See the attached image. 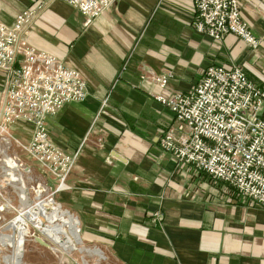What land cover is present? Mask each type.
Listing matches in <instances>:
<instances>
[{
	"label": "crops",
	"instance_id": "crops-1",
	"mask_svg": "<svg viewBox=\"0 0 264 264\" xmlns=\"http://www.w3.org/2000/svg\"><path fill=\"white\" fill-rule=\"evenodd\" d=\"M239 2L255 47L197 32L192 0H115L91 22L65 0H0L5 24L43 3L29 43L87 81L84 101L47 118L50 138L72 158L65 187L29 155L9 156L30 167L20 171L25 181L52 193L110 263L264 264V208L159 144L174 114L155 96L191 90L208 66L239 65L264 89V0ZM161 72L172 73L166 90L152 80ZM13 127L19 139L31 136V126Z\"/></svg>",
	"mask_w": 264,
	"mask_h": 264
},
{
	"label": "built area",
	"instance_id": "built-area-1",
	"mask_svg": "<svg viewBox=\"0 0 264 264\" xmlns=\"http://www.w3.org/2000/svg\"><path fill=\"white\" fill-rule=\"evenodd\" d=\"M65 1L81 11L88 22L115 2ZM192 3L197 32L214 40L234 34L252 47L258 43L241 17L239 0ZM42 6L39 3L22 11L12 24L0 22V71L4 74L0 167L5 162L3 151L15 143L65 187L72 158L50 138L47 118L57 115L67 103L84 101L87 81L78 69L29 43L27 33ZM171 77V72L152 74L153 82L165 90ZM155 98L174 114L173 124L159 137L162 151L228 183L264 208V89L247 76L243 67L210 65L191 90H169ZM18 124L31 126L28 140L11 134L10 129ZM17 163L20 170L8 166L7 170L16 175L30 171L27 165ZM7 170L2 168L5 178Z\"/></svg>",
	"mask_w": 264,
	"mask_h": 264
},
{
	"label": "rangeland",
	"instance_id": "rangeland-1",
	"mask_svg": "<svg viewBox=\"0 0 264 264\" xmlns=\"http://www.w3.org/2000/svg\"><path fill=\"white\" fill-rule=\"evenodd\" d=\"M3 88L4 74L0 71V99ZM10 132L15 135L16 129L12 127ZM13 150L28 156L16 144L6 152L12 155ZM3 168L6 169L5 164ZM4 176L0 167V185L3 186H0V205L6 202V210H0V264H119L110 263L108 251L103 245L83 241L80 230L75 227L73 214L58 205L59 201H55L52 193V196L36 194L32 187L35 186L34 181L22 179L30 205L21 207L20 200L23 202L24 199H20V193L17 194L15 189L18 183L7 184L8 176ZM22 237L25 238L23 259L18 257L22 254ZM65 237L73 240L71 248L64 241ZM29 248L33 250L29 252Z\"/></svg>",
	"mask_w": 264,
	"mask_h": 264
},
{
	"label": "bare ground",
	"instance_id": "bare-ground-1",
	"mask_svg": "<svg viewBox=\"0 0 264 264\" xmlns=\"http://www.w3.org/2000/svg\"><path fill=\"white\" fill-rule=\"evenodd\" d=\"M4 152V156H5V162H4V164H5V167H6V169L5 168H3V169H5V170H7L8 168H7V166L8 167H10L11 166V168L12 169H15L16 168V170H20V168H19V164L14 160V159H12V158H10L9 157V155H7L6 154V152L5 151H3ZM4 166V165H3ZM13 172V171H12ZM13 173H15V172H13ZM17 176H19V182H15V184L16 183H18V185H17V187H15V189H17V192H18V194L20 193V195H19V197H20V199L21 198H23L24 199V201L23 202H21V200H20V203H21V207H23V206H25L26 204L28 205V196H27V194H26V184H25V182L22 180V179H24L23 177H22V174L21 173H19V175H17ZM36 194H43V193H37L36 192ZM49 197V196H48ZM47 197V198H48ZM36 203H34V205H35ZM29 205H30V203H29ZM28 205V206H29ZM26 207V206H25ZM52 210V209H51ZM54 211V210H53ZM48 213V212H47ZM74 224H75V227L77 228V229H79V225L76 223V222H74ZM45 234V233H44ZM47 234V235H46ZM45 235L46 236H50L48 233H46ZM20 244H22V243H24L25 242V238L24 237H22L21 238V240H20ZM66 242V241H65ZM66 244L68 245V247L69 248H71L72 247V243H70V242H66ZM21 247V246H20ZM23 250V249H22ZM22 253V252H21Z\"/></svg>",
	"mask_w": 264,
	"mask_h": 264
},
{
	"label": "water",
	"instance_id": "water-1",
	"mask_svg": "<svg viewBox=\"0 0 264 264\" xmlns=\"http://www.w3.org/2000/svg\"><path fill=\"white\" fill-rule=\"evenodd\" d=\"M10 167H11V166H10ZM6 173L8 174V179H9V180H11V181H13V182H19V180H20V179H19V176H17L15 173H13V172L10 171V170H7ZM34 191H35V193H36V192H37V193H43V192H45V187H44L42 184H37V185L34 187ZM58 205L64 207V206L62 205L61 202H59ZM0 210H1V211L6 210V205H5V203H3V204L0 205ZM39 241L43 242V240H40V239H39ZM64 241H66V242L68 241V242H70V243L73 244V240H72L71 238H67V237H65V238H64ZM43 243H45V242H43ZM45 244H46V243H45ZM46 245H48V244H46ZM20 246H21V248H22L23 250H21V251H22V254H20V256H18V257L21 258V259H23V257H24V243L20 244ZM70 264H73V263H70Z\"/></svg>",
	"mask_w": 264,
	"mask_h": 264
}]
</instances>
